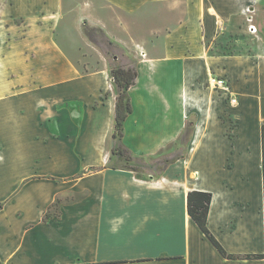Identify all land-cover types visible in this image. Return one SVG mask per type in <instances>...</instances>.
<instances>
[{
  "label": "crops",
  "instance_id": "1",
  "mask_svg": "<svg viewBox=\"0 0 264 264\" xmlns=\"http://www.w3.org/2000/svg\"><path fill=\"white\" fill-rule=\"evenodd\" d=\"M259 3L264 4V0H135L134 5L123 1L112 3L135 16V23H141L138 16L147 6L151 7V37L161 43L163 55L141 60L143 63L140 62L137 67L139 76L136 84L140 82L142 86L152 82L151 93L153 91L158 103L162 104L161 97L168 99L170 96L183 106L182 112H175L168 121L157 123L154 132L162 135L163 141L179 139L190 115L194 114L192 146L200 127L196 151L192 153V147L185 158L170 164L160 178L117 174L102 175L101 178H39L26 183L27 187L34 185L37 193L28 196L24 188L20 195L30 200L31 209L38 218L60 198L86 195L78 204L65 205L56 224L58 234L54 236L55 243L35 244L34 251L28 254L34 264H264V259L224 258L187 210L190 191L211 193L213 199L208 227L227 252L240 256L264 254L262 140L259 138L258 178H245L252 171L250 162L253 158L249 153L241 158L243 166L238 172L242 178H235L230 173L235 168L230 157L236 156L240 150L239 137L229 139L222 135L218 138L216 133L208 132L200 111L191 112L190 105L201 91L198 83L200 73L219 69L223 61L220 57H207L213 41L229 29L235 17L244 15L247 8ZM156 17L164 20L156 22ZM105 21H89V24L103 29L111 39L126 47L128 38L120 39L112 34V24ZM116 22L121 31L129 32L130 38L138 37L132 32L131 25L129 27L123 20ZM58 25L47 26L25 17L19 25L22 30L19 39L16 41L13 35L8 36L7 54L3 59L8 64L10 79H7V84L0 81V93L3 92V95L0 94V162L9 166L14 167L17 162L31 158L32 140L38 133L43 136L41 149L34 147L39 153L41 151V156L43 148L48 147L47 143L56 139L61 141L63 151L67 152V155H62L63 159L73 161L72 153L80 145L77 137L81 128L80 114L87 118V131L95 136L88 143L89 149H95L98 135L106 134L105 140H112L115 100L102 98L108 72L97 71L90 78L81 79L77 65L57 41ZM7 30L13 33L12 27H7ZM165 67L168 70L167 79L156 80L157 70ZM17 71L18 74H15ZM28 72L32 74L30 79L27 78ZM90 82L92 84L87 88L86 84ZM31 84L40 89L41 100L38 103L48 104L43 97L49 92L59 96L56 102L49 104L52 116H47V109L33 104L31 110L39 112L44 119L34 132L18 124L20 122L15 123L8 114L11 108H20L18 105L25 102L21 94L24 93L23 86ZM184 96L187 100L182 99ZM262 115L259 135L264 125ZM159 125L161 128H158ZM55 133L58 136L53 138ZM64 136L66 139H63ZM220 142L228 147L227 160L215 167L209 150ZM128 148L136 155L133 148ZM20 150L22 156L16 158V151ZM108 152L111 155V150L108 149ZM0 189L2 199L15 191H10V180L6 178H0ZM8 211L5 213L6 208L1 207L0 219H8ZM71 212L73 216L70 218ZM83 220L87 221L90 232L82 248L76 247L77 243L74 247L71 238ZM7 226L12 228V222L8 221ZM6 236V242L0 248V261L10 264L16 255L15 232L12 240V236ZM43 238L46 236L40 240ZM35 250L38 252L35 253Z\"/></svg>",
  "mask_w": 264,
  "mask_h": 264
},
{
  "label": "rangeland",
  "instance_id": "2",
  "mask_svg": "<svg viewBox=\"0 0 264 264\" xmlns=\"http://www.w3.org/2000/svg\"><path fill=\"white\" fill-rule=\"evenodd\" d=\"M121 1L129 5L135 4V0H0V81L7 84V79H10L8 64L3 59L7 54L8 36L13 35L14 40L17 41L22 31L19 25L23 23L25 17H28L31 22L45 23L47 26L59 24L56 28L57 41L77 65L81 74L80 78H90V75L97 71H107L102 98L115 100L116 103L119 91L110 75V66L135 65L139 67L141 60L159 58L163 55L160 49L161 43L154 41L151 37L153 20L151 7L147 6L138 16L141 23H135V16L112 5L113 2L120 3ZM88 20L98 23L106 20L105 22H109V25L112 24L110 28L112 34L120 39L128 38L129 43L124 47L127 55L114 52L118 55V60L112 61V58L107 55L106 46L99 47L91 43L86 35V28L92 26ZM120 20L128 23L129 27L132 26V32L138 37L130 38L129 32L121 31L116 22ZM160 20L163 21L164 18L156 17V22ZM251 24L258 28V33L252 34L249 31ZM7 27H12L13 33L7 30ZM213 42L214 45L208 51L207 57H220L223 61L219 69L208 71V74L200 73L198 83H200L201 91L193 103H190L191 112L199 110L207 131L216 133L218 138L222 135H226L229 139L239 137L238 148L240 150L236 156L230 157L235 166L230 172L233 177L242 178L241 173L238 172L243 166L241 158L249 153L253 158L250 162L252 171L249 177L245 178H258L257 156L259 138H261L259 120L264 114V4L259 3L247 8L245 14L235 17L229 29ZM157 71L156 80L167 79V67ZM15 74H18V71ZM211 75L225 79L230 86V91L225 92L212 87L209 83ZM30 77L32 74L28 72L27 78L30 79ZM139 83L132 88L130 93L133 113L128 118L129 123L125 125L124 143L135 150V154L141 158V161L128 162L121 155H110L108 149L110 151L119 144V141L105 140L106 134L98 135L95 149H89L88 143L92 141L94 135L87 131V118L80 114L79 121L82 130L80 128L77 136L80 145L79 149L72 153L74 154L73 161L63 159L62 155H67V152L63 151L61 141L53 139L58 136L56 133L51 143H47L48 147L43 148V158L40 155L41 151L40 153L38 151L41 149L43 136L38 133L32 140L30 159L17 162L14 167L0 162V178L10 180L11 192L15 189L3 199L2 189H0V206L6 208L5 213L9 210L8 219H0V248L6 242V235L12 236V240L15 232L16 255L12 257L10 264H34L35 262L28 254L34 251L35 244L55 243L56 237L54 236L58 234L55 230L56 224L63 214L65 205L72 206L86 198V195L80 194L60 198L54 202L51 209L38 218L31 209L30 200L20 195V191H24V188L28 196L36 195L34 185L27 187L26 183L39 178H44V180L49 178H101L102 175L117 174L150 178V174H155L158 170L156 164L158 160L171 157L182 148L181 137L173 141H163L162 135L154 132V129H157L155 128L157 123L168 121L175 112H182V104L170 96L168 99L161 97L159 100L162 104H160L155 100L153 91L151 93L152 82H146L142 86ZM91 84L92 82L86 84V87L89 88ZM23 88L24 93L21 94L24 95L25 102L18 105L20 108H11L8 114L14 118L15 123L20 122L18 124L25 125L28 130L34 132L36 126L43 123L44 119L39 112L31 110L33 104L39 106L40 109H47V116H52L49 104L56 102L59 96L55 92H49L43 97L48 104L42 101L38 103L41 100L39 87L31 84ZM0 94L3 95V92ZM182 99L187 100V96ZM235 99L237 102H233ZM190 120L195 123L194 117ZM158 128H161V125ZM44 137L47 138L45 135ZM20 138L23 137L20 136ZM63 139H66L65 136ZM34 146H37L38 150ZM192 147L191 143L189 152ZM227 148V145L222 142L212 145L209 154L215 167L227 160ZM11 152L14 151L11 149ZM22 153L21 150L16 151V158L21 157ZM135 166H139L143 172L133 171L132 168ZM228 167H232L231 163ZM71 214L72 212L69 213L70 218L73 216ZM8 221L12 222V228L7 226ZM89 232L88 223L83 220L71 238L74 247L77 243L79 246L76 245V247L82 248L81 245L87 239ZM44 235L47 240L46 238L40 240ZM37 252L35 250V253ZM0 264L3 262L0 261Z\"/></svg>",
  "mask_w": 264,
  "mask_h": 264
},
{
  "label": "trees",
  "instance_id": "3",
  "mask_svg": "<svg viewBox=\"0 0 264 264\" xmlns=\"http://www.w3.org/2000/svg\"><path fill=\"white\" fill-rule=\"evenodd\" d=\"M86 35L91 43L96 46H106L108 48V56L112 58V61L118 60V55L114 52H120L123 55H127L123 46L115 42L109 37V35L101 28L87 27ZM110 75L116 84L119 94L115 103V125L112 133V140L119 141V144L111 149V155H121L128 162L141 161L138 156L134 155L131 149H129L123 143V138L125 136V125L127 119L133 113L132 98L130 95V90L136 85V80L139 76L137 67L134 65L128 66H110ZM194 117V114L190 115L185 131L181 135L182 148L178 150L171 157H164L156 162L158 165V170L155 174H150V178H160L167 167L183 159L187 156L189 152V145L193 139L194 135V122L190 119ZM261 140H262V156H263V178H264V125L261 129ZM133 171L137 173L143 172L139 169V166L132 168ZM213 195L209 192L200 191H190L187 196V210L189 216L205 234V236L210 240V242L215 246L218 252L226 259L236 260V259H264V254H248L245 256L234 255L227 252V250L222 246V244L216 239L208 227V217L211 208V202ZM1 208V206H0Z\"/></svg>",
  "mask_w": 264,
  "mask_h": 264
},
{
  "label": "built area",
  "instance_id": "4",
  "mask_svg": "<svg viewBox=\"0 0 264 264\" xmlns=\"http://www.w3.org/2000/svg\"><path fill=\"white\" fill-rule=\"evenodd\" d=\"M249 31L252 34H256L258 33V28L255 25L251 24L249 26ZM209 83L214 88H219L221 90H224L225 92L230 91V86L227 84V81L223 78H220L219 76L211 75L209 78ZM233 102H237V100L235 99Z\"/></svg>",
  "mask_w": 264,
  "mask_h": 264
},
{
  "label": "bare ground",
  "instance_id": "5",
  "mask_svg": "<svg viewBox=\"0 0 264 264\" xmlns=\"http://www.w3.org/2000/svg\"><path fill=\"white\" fill-rule=\"evenodd\" d=\"M199 134H200V127H199L198 130H197L196 139H195V141H194V143H193V148H192V150H191L192 153H194V152L196 151L195 148H196V145H197V142H198Z\"/></svg>",
  "mask_w": 264,
  "mask_h": 264
}]
</instances>
